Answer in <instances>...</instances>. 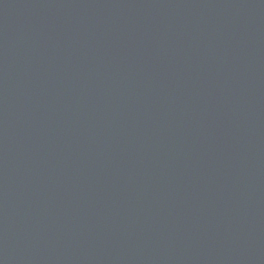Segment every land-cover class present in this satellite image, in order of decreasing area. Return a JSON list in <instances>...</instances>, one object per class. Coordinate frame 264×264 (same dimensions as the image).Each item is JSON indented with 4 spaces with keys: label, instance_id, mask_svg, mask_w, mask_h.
<instances>
[{
    "label": "water",
    "instance_id": "1",
    "mask_svg": "<svg viewBox=\"0 0 264 264\" xmlns=\"http://www.w3.org/2000/svg\"><path fill=\"white\" fill-rule=\"evenodd\" d=\"M0 264H264V0H0Z\"/></svg>",
    "mask_w": 264,
    "mask_h": 264
}]
</instances>
